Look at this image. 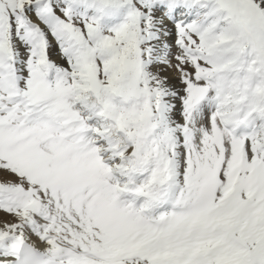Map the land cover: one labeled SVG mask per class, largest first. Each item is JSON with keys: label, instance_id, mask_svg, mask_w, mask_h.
I'll return each mask as SVG.
<instances>
[{"label": "snow or ice", "instance_id": "obj_1", "mask_svg": "<svg viewBox=\"0 0 264 264\" xmlns=\"http://www.w3.org/2000/svg\"><path fill=\"white\" fill-rule=\"evenodd\" d=\"M0 264H264V0H0Z\"/></svg>", "mask_w": 264, "mask_h": 264}]
</instances>
